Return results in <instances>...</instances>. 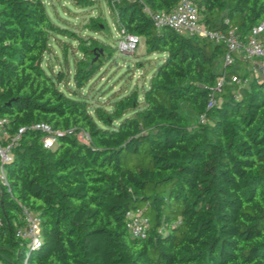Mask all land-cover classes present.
<instances>
[{
    "label": "trees",
    "instance_id": "1",
    "mask_svg": "<svg viewBox=\"0 0 264 264\" xmlns=\"http://www.w3.org/2000/svg\"><path fill=\"white\" fill-rule=\"evenodd\" d=\"M105 2L118 31L144 37L147 51L163 58L141 91L92 105L81 90L113 46L53 21L46 0H0V117L10 130L26 128L6 165L10 191L0 190V260L264 264V79L226 85L208 109L224 47L154 27L145 7L170 11L178 0ZM194 2L208 29L238 27L245 35L264 20V0ZM64 37L81 53L72 75L45 64L53 40L61 46ZM184 107L196 117L193 126ZM41 121L59 131L53 149L31 127ZM23 203L42 217L34 248L17 236ZM135 208L153 214L144 238L126 227Z\"/></svg>",
    "mask_w": 264,
    "mask_h": 264
},
{
    "label": "built area",
    "instance_id": "2",
    "mask_svg": "<svg viewBox=\"0 0 264 264\" xmlns=\"http://www.w3.org/2000/svg\"><path fill=\"white\" fill-rule=\"evenodd\" d=\"M146 13L150 16L154 27L160 30L169 27L178 33L189 36L207 37L215 43L224 47V54L221 59V70L217 77L216 86L212 89L207 103L208 109L218 102V93L226 85L243 86L248 85L254 78L264 79V20L253 25L250 31L243 35L238 27H230L221 30L208 29L201 21V14L194 0H178L176 6L170 10H153L145 7ZM118 50L122 53L132 54L140 41V36L134 33L118 31ZM239 65L244 73L228 74V68ZM199 121H207V115H199ZM8 121L0 117V190L6 188L10 191V184L7 176L6 165L15 157L16 149L21 142V135L26 129L20 127L17 130H10ZM44 133L42 138L46 148L57 146V135L59 131L49 123L41 121L31 126ZM88 134L81 132V136ZM21 225L17 228V236L20 237L28 247L34 248L40 245L43 239L42 217L28 204H20L19 211ZM126 227L133 237L144 238L151 228V218L144 212V208L129 209L126 212ZM0 264H11L0 260ZM27 264V262H25Z\"/></svg>",
    "mask_w": 264,
    "mask_h": 264
},
{
    "label": "rangeland",
    "instance_id": "3",
    "mask_svg": "<svg viewBox=\"0 0 264 264\" xmlns=\"http://www.w3.org/2000/svg\"><path fill=\"white\" fill-rule=\"evenodd\" d=\"M46 5L51 18L56 23L61 26H68L69 29L74 30L82 37H97L102 43L108 42L114 48L113 56L81 90L82 95L92 105H102L112 101L114 95L129 92L134 87L141 91L148 86L149 79L163 58V54L149 53L142 36H140L134 53L120 52L117 48L118 30L114 25L105 0H94L92 7L90 5L78 6L75 4V0H46ZM89 23L93 25L87 26ZM62 39L65 44L60 42L61 46L53 40L52 51L46 55L45 64H48L56 72L64 70L72 75L75 61L81 53L79 51L73 52L74 45H76L75 40L68 37ZM62 46L67 47L66 54H63ZM238 67L239 64H237ZM69 85L73 87L74 82L71 81ZM184 112L189 117V124L193 126L196 117L188 107H184ZM81 138L84 141L88 140L87 135L81 136ZM148 214L150 217L153 216L151 212Z\"/></svg>",
    "mask_w": 264,
    "mask_h": 264
},
{
    "label": "crops",
    "instance_id": "4",
    "mask_svg": "<svg viewBox=\"0 0 264 264\" xmlns=\"http://www.w3.org/2000/svg\"><path fill=\"white\" fill-rule=\"evenodd\" d=\"M242 65L244 66V64H243V63H241V66H242ZM240 69H241V68H240Z\"/></svg>",
    "mask_w": 264,
    "mask_h": 264
}]
</instances>
